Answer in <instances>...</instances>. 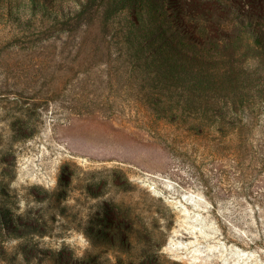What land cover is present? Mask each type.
Returning a JSON list of instances; mask_svg holds the SVG:
<instances>
[{
  "label": "rangeland",
  "instance_id": "1",
  "mask_svg": "<svg viewBox=\"0 0 264 264\" xmlns=\"http://www.w3.org/2000/svg\"><path fill=\"white\" fill-rule=\"evenodd\" d=\"M81 1L0 0V207L21 218L0 264H264V69L194 101L170 87L188 112L154 128L152 6L195 39L183 13L204 2L127 0L104 34ZM215 101L240 109L189 131Z\"/></svg>",
  "mask_w": 264,
  "mask_h": 264
},
{
  "label": "trees",
  "instance_id": "2",
  "mask_svg": "<svg viewBox=\"0 0 264 264\" xmlns=\"http://www.w3.org/2000/svg\"><path fill=\"white\" fill-rule=\"evenodd\" d=\"M193 1H203L204 5L195 7L186 3L183 14L188 22L186 32H193L197 38L192 39L188 35L182 37L176 33L173 25L165 23L162 8L152 6L155 8L157 21L155 20V27L148 32L151 39L138 47L139 50L151 49L143 60L149 72L154 75L156 85L155 91H152L153 101L147 102L150 113L148 123L154 128L166 124L177 126L182 115L188 112L186 103H175L169 98H176L172 95L173 92L168 91L170 87L176 85L182 92L176 98L177 101H185V87L191 85L195 91L190 93L192 95L187 100L194 101L199 87L214 93L219 87L239 83L238 76L246 69H254L256 65L264 69V0ZM126 2L127 0H83L74 20L82 26V22L89 21L96 15L100 20L99 26L106 34L111 18L126 7ZM143 9L144 7L139 8L137 16H142ZM215 17L220 20L211 22ZM84 26L91 28L89 24ZM252 61L257 64L250 63ZM257 70L256 67L253 71ZM167 92L171 96L167 97ZM211 100L210 96L206 99ZM236 102L215 101L206 106L201 105L197 109L200 113L191 118L190 125H187L188 130L197 129L203 134L210 128L206 127L210 118H217L211 124L215 125L217 131H221L228 123L223 105L230 113H237L240 106ZM19 221L21 218H15L4 207H0V238L13 236V229ZM1 245L0 241V247Z\"/></svg>",
  "mask_w": 264,
  "mask_h": 264
}]
</instances>
